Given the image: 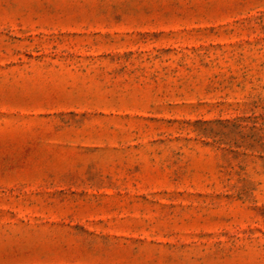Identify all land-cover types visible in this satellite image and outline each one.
<instances>
[{"label":"rangeland","instance_id":"rangeland-1","mask_svg":"<svg viewBox=\"0 0 264 264\" xmlns=\"http://www.w3.org/2000/svg\"><path fill=\"white\" fill-rule=\"evenodd\" d=\"M0 264H264V0H0Z\"/></svg>","mask_w":264,"mask_h":264}]
</instances>
